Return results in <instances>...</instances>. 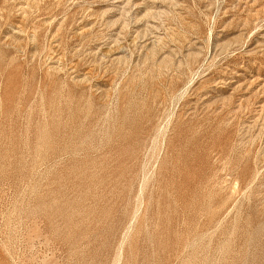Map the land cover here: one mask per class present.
<instances>
[{"label": "rangeland", "instance_id": "374dc122", "mask_svg": "<svg viewBox=\"0 0 264 264\" xmlns=\"http://www.w3.org/2000/svg\"><path fill=\"white\" fill-rule=\"evenodd\" d=\"M0 264H264V0H0Z\"/></svg>", "mask_w": 264, "mask_h": 264}]
</instances>
